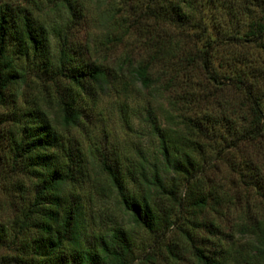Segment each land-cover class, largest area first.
I'll use <instances>...</instances> for the list:
<instances>
[{"label": "trees", "instance_id": "trees-1", "mask_svg": "<svg viewBox=\"0 0 264 264\" xmlns=\"http://www.w3.org/2000/svg\"><path fill=\"white\" fill-rule=\"evenodd\" d=\"M117 2L120 26L141 35L146 49L141 59L118 68L130 67L144 87L162 80L173 90L165 126L148 112L160 163L151 166L140 154L128 176L103 155L101 167L116 203L136 226L161 239L177 223L183 192L194 206L207 202L200 155L218 156L264 138V0ZM60 3L70 21L82 13L71 0ZM58 36L53 51L51 38L26 10L0 6V105L12 101L11 88L28 80L53 86L43 94V106L12 116V167L27 188L15 217L0 222V264H137L134 231L109 215V225L90 226L80 194L70 188L77 181L79 149L68 127L81 123L87 101L96 103L112 86L115 68L81 58L89 44L78 50L66 35ZM156 65L160 70L153 72ZM252 231L255 256L264 264V221ZM184 235L196 243L189 232ZM192 247L199 264H221L216 252ZM170 253L178 258L174 249ZM153 258L150 250L142 257L144 263H155Z\"/></svg>", "mask_w": 264, "mask_h": 264}, {"label": "rangeland", "instance_id": "rangeland-1", "mask_svg": "<svg viewBox=\"0 0 264 264\" xmlns=\"http://www.w3.org/2000/svg\"><path fill=\"white\" fill-rule=\"evenodd\" d=\"M62 1L0 0V6L26 10L51 38L53 51L58 48L60 32L78 50H85V44L91 46L81 58L94 61L110 71L115 68L112 86L98 97L96 103L87 101L81 123L68 127L71 143L79 149L76 152L79 157L77 181L70 188L80 194L87 223L92 227L104 222L109 225L111 217L131 228L139 256L137 264H199L193 244L206 253L216 252L221 264H259L252 230L264 221V138L218 156L209 152L204 158L200 155L205 171L203 192L207 202L202 208L194 206L186 191L183 192L182 204L175 209L177 223L161 239L136 226L130 215L116 203L109 175L101 167L100 156L104 155L113 167L119 166L125 175H128L131 164L139 163L140 154L149 160L151 166L160 163L158 140L152 131L148 112L153 111L152 116L160 126L167 124L173 86L168 81L155 80L151 86L144 87L131 73L130 67L118 68L127 59H141L146 55V49L138 39H143L141 35L138 34L137 38L128 34L126 27L120 26L123 14L117 0H71L77 3V8L82 6V13L74 21L68 20V14L60 6ZM146 22L149 24L150 21ZM155 68L153 72L160 70L157 69L160 65ZM153 72L151 76L156 79L157 73ZM17 87L11 88L8 94L12 101L0 105V222L4 223L17 214L27 188L24 178L12 167L10 142L16 130L12 116L16 112L43 106V94L53 92L49 83L33 80ZM165 182L169 187V174ZM136 188L133 184V189ZM184 231L189 232L196 243L188 240ZM171 248L178 258L171 255ZM148 250L155 253V263L152 260L143 262L142 257Z\"/></svg>", "mask_w": 264, "mask_h": 264}]
</instances>
